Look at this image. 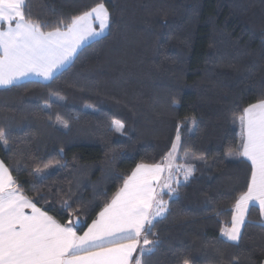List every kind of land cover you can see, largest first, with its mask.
Returning a JSON list of instances; mask_svg holds the SVG:
<instances>
[{
  "label": "trees",
  "instance_id": "obj_1",
  "mask_svg": "<svg viewBox=\"0 0 264 264\" xmlns=\"http://www.w3.org/2000/svg\"><path fill=\"white\" fill-rule=\"evenodd\" d=\"M98 3L111 13L107 34L54 81L0 89V159L15 186L61 223L80 217L82 234L137 165L165 164L179 132L177 163L206 160L143 233L152 250L142 264H264L258 207L239 241L222 233L251 180L238 122L264 100V0H26V11L42 30H63Z\"/></svg>",
  "mask_w": 264,
  "mask_h": 264
},
{
  "label": "snow or ice",
  "instance_id": "obj_2",
  "mask_svg": "<svg viewBox=\"0 0 264 264\" xmlns=\"http://www.w3.org/2000/svg\"><path fill=\"white\" fill-rule=\"evenodd\" d=\"M26 7V0H0V87L16 86L33 76L54 81L86 41L109 28L111 19L105 4L98 3L72 18L63 30L44 31L29 18ZM239 121L238 152L251 162V180L235 201L231 226L222 230L229 241H239L251 202H258L264 213V100L244 108ZM190 122L196 123L194 119ZM113 127L123 132L125 125L115 121ZM176 140L180 141L179 132ZM7 142L6 132L0 129V143ZM177 149L174 143L165 157L166 165H137L83 235L77 233L78 221L61 223L25 197L0 161V264H142L151 249L141 248L135 259L133 254L141 244L152 243L147 235L141 239L142 233H150L153 221L167 211V203L159 197L164 188L175 191L172 183L177 181L171 173ZM175 167L185 180L193 171L192 166ZM165 171L168 179L158 191Z\"/></svg>",
  "mask_w": 264,
  "mask_h": 264
},
{
  "label": "rangeland",
  "instance_id": "obj_3",
  "mask_svg": "<svg viewBox=\"0 0 264 264\" xmlns=\"http://www.w3.org/2000/svg\"><path fill=\"white\" fill-rule=\"evenodd\" d=\"M97 30H99V29L97 28ZM107 32H108V29H106L100 36H96V37L91 38V40H94L96 38L104 36L105 34H107ZM42 82H43V80H42ZM238 128H239V131L241 132L240 121L238 122ZM175 143L178 144V149H177V152L175 154L176 158H175V160L173 162L174 167L172 168V173L171 174L175 177V180L177 181V182H173L172 183V187L176 190L177 185L185 182L186 180L184 179V173L182 171L178 170L175 167V165H179L180 168H184V167H187V166H192L193 167V171H192L191 175L188 177V179H189L193 175V172L195 170V163L196 162L205 161L206 159H204V158L193 159V157L190 154V156L188 157L187 162H185L183 164H178L176 159H177L178 153H179L180 141L175 140ZM236 154H237V152L230 153L229 154V160H235L234 158L237 157ZM167 163H168V161L165 159V164L164 165H166ZM58 167H59L58 165L54 164V165L47 166V167H45L43 169H40V170L37 171V177L42 179V178L52 174L53 172H55L58 169ZM168 176H169V172L165 171V176H164V178L162 180L161 186L163 185V182L168 179ZM159 191H160V189H159ZM174 192L169 193L167 188H164L163 191L161 192L160 197H159V198L163 199L167 203V210H168V203H169L170 199L175 196ZM166 213H167V211L165 212L164 216L166 215ZM158 218H162V217H158ZM222 233H223V231H222ZM144 247H147L148 249L152 250L151 244L148 245V246H143L141 248H144ZM146 253H148V252H146Z\"/></svg>",
  "mask_w": 264,
  "mask_h": 264
},
{
  "label": "crops",
  "instance_id": "obj_4",
  "mask_svg": "<svg viewBox=\"0 0 264 264\" xmlns=\"http://www.w3.org/2000/svg\"><path fill=\"white\" fill-rule=\"evenodd\" d=\"M90 41H92L91 39H89L88 41H86L85 42V44L84 45H86L87 43H89ZM83 45V46H84ZM82 46V47H83ZM81 47V48H82ZM79 52V51H78ZM75 58V57H74ZM73 58V59H74ZM73 61V60H72ZM69 65V64H68ZM67 67V65L63 68V69H65ZM63 69H61V70H63ZM60 70V71H61ZM28 80H38V81H42V78H39V77H35V76H33V77H29V78H27V79H25V80H22V81H19L17 84H19V83H22V82H25V81H28ZM44 82H46V81H44ZM4 88H8V87H0V89H4ZM241 133V132H240ZM239 157H242V156H240L239 155ZM242 158H244V157H242ZM244 159H246V158H244ZM247 160V159H246ZM0 161H2L1 159H0ZM250 164H251V162L249 161V160H247ZM4 163V162H3ZM4 165H5V163H4ZM6 166V165H5ZM7 167V166H6ZM136 169V168H135ZM134 169V170H135ZM9 170V169H8ZM132 174V173H131ZM164 176H165V172L164 173H162V176H161V180H160V182H158V184H157V189H158V191H159V189H160V186H161V183H162V180H163V178H164ZM15 186V185H14ZM123 187V186H122ZM119 192V191H118ZM117 192V193H118ZM116 193V194H117ZM116 194H115V196H116ZM114 196V197H115ZM113 197V198H114ZM252 205H255L256 207H258L259 208V210H260V206H259V204H258V202H256V201H253V202H251L250 204H249V208H248V213H247V215H246V217H245V222H246V220H247V218H248V214H249V211H250V208H251V206ZM38 207V206H37ZM28 211H30V210H28ZM260 212H261V210H260ZM99 218V214L97 215V217L94 219V220H96V219H98ZM261 218L264 220V213H262L261 212ZM159 218L157 217L154 221H153V223L156 221V220H158ZM93 222V221H92ZM91 222V223H92ZM244 222V223H245ZM91 225V224H90ZM89 225V226H90ZM88 226V227H89ZM244 226V225H243ZM243 226H242V228H241V232H242V229H243ZM88 227H87V229L84 231V232H86L87 230H88ZM77 230V229H76ZM83 232V233H84ZM77 233H78V231H77ZM83 233L82 234H80V233H78L79 235H83ZM225 237V236H224ZM226 238V237H225ZM141 239H143V233H142V236H141ZM233 242H235V241H233ZM141 247H143V245L141 244V246L140 247H138L137 248V250H136V252L133 254V257H134V259L135 258H138V257H140V253H141Z\"/></svg>",
  "mask_w": 264,
  "mask_h": 264
},
{
  "label": "water",
  "instance_id": "obj_5",
  "mask_svg": "<svg viewBox=\"0 0 264 264\" xmlns=\"http://www.w3.org/2000/svg\"><path fill=\"white\" fill-rule=\"evenodd\" d=\"M73 221L74 222L78 221V223H76V225H75L76 227H79L82 224V220L80 217H77V216L73 217Z\"/></svg>",
  "mask_w": 264,
  "mask_h": 264
}]
</instances>
